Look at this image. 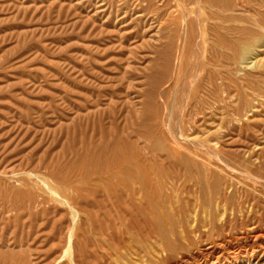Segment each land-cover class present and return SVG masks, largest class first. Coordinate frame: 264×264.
<instances>
[{"label":"rangeland","instance_id":"rangeland-1","mask_svg":"<svg viewBox=\"0 0 264 264\" xmlns=\"http://www.w3.org/2000/svg\"><path fill=\"white\" fill-rule=\"evenodd\" d=\"M219 195L264 226V0H0V264L170 262Z\"/></svg>","mask_w":264,"mask_h":264},{"label":"bare ground","instance_id":"bare-ground-1","mask_svg":"<svg viewBox=\"0 0 264 264\" xmlns=\"http://www.w3.org/2000/svg\"><path fill=\"white\" fill-rule=\"evenodd\" d=\"M248 50H249L248 46L240 45V47H239L240 56H244L248 52ZM173 138H174V136H173ZM204 172H206V171H204ZM184 186H186V185H183V187ZM174 189H172L170 191H173ZM178 190H179V188L177 187V189H175V191H178ZM231 196L232 195H230V196L229 195H227V196L219 195V196H216V198L209 199L207 202L208 213H207V218H205V219H200L199 214H198V211L200 210V208L205 207L204 206L205 203L203 206L199 205V207L196 209L197 210V212H196L197 224L194 228L195 230H193V231L196 232V234L200 238L201 242H203V243L205 242V244H203L204 246L201 245L199 247V249L194 251L189 256H178L175 259L172 258L173 259L172 261L163 262L162 264H243V263L251 264V262H253V261H256L255 264H258L260 259L262 257H264V226H262L257 221L256 222L253 221L254 220L253 219L251 223L249 221L250 224L247 228L240 230L237 233H234V232L230 231L231 230L230 228H227L228 219L222 218L223 220L217 222L218 219H217L215 209H216V207H218L219 203L223 202L225 209H231L234 212L236 211V206L234 205L233 197H231ZM172 197H173V195L171 193L167 194V195L165 194L164 196L160 197V201L162 200L163 205L167 206L164 203L168 201V203L171 204L172 203V200H171ZM175 197H177V202L183 201V199L181 198V196L178 192H176ZM235 199H236V197H235ZM245 201L248 202L249 198H246ZM150 202H151L152 209L155 212H157V206L154 204L153 201H150ZM237 204H238L237 207L242 209L241 203H237ZM212 205L215 207H213ZM244 212H245V210H243L242 213L240 214L242 217L246 214ZM167 225L163 224L161 219H158L157 225L154 226L153 232H152L156 236H158L157 238H159V240H160L159 246L156 248V251L162 255H165V258L167 256H169L170 253L174 252L176 250V248H178L180 245H181V247H183L182 241H180V237H178L179 236L178 233L175 232V226L173 224H170L168 227ZM181 226H183V225H181ZM186 229L187 230H185V229L183 230L184 239H186L189 242L190 240L187 239V234H189L190 232H189L188 228H186ZM188 254H189V252H188ZM170 257H168V258L170 259Z\"/></svg>","mask_w":264,"mask_h":264}]
</instances>
